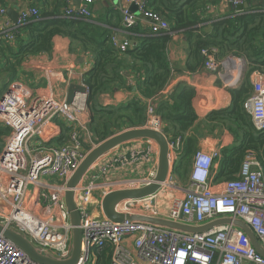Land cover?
<instances>
[{
    "label": "built area",
    "instance_id": "obj_1",
    "mask_svg": "<svg viewBox=\"0 0 264 264\" xmlns=\"http://www.w3.org/2000/svg\"><path fill=\"white\" fill-rule=\"evenodd\" d=\"M90 2L91 0H84ZM249 0H220L207 6V13L236 8L237 14L260 12V8L244 10L239 6ZM263 1V0H262ZM62 15L68 18H89L86 6L75 7L66 0ZM135 7L134 11L130 6ZM248 5V4H247ZM121 26L129 30L143 24L152 34L170 32V23L149 6L148 0H118ZM5 15V8H0ZM36 6L19 9L15 22L4 17L0 36L13 39L26 23L38 19ZM129 39L111 37L119 51L130 46ZM204 67L215 70L216 48H201ZM241 67L244 60L239 57ZM243 71L229 81L237 87ZM75 93L72 101L50 94H34L23 86L9 85L0 97V127L8 128L0 148V224L23 234L41 253L54 258H67L71 252L72 225L65 205L66 180L73 174L94 141L88 130L90 112L86 104L88 87ZM252 91L243 101V109L256 131H264V71H257L251 81ZM55 119L66 121L67 134L62 144L46 142L43 131ZM161 120L152 102H146L144 126L160 130ZM181 139L169 140L170 156H178ZM137 142V141H133ZM147 152L158 154L151 140H144ZM138 145V144H136ZM139 146L133 147V152ZM102 155L74 188L80 214V255L75 264H95L97 253L106 246L111 249V264H264V257L250 243L245 232L232 223L214 226L203 232H184L139 220L111 221L91 212L93 192L138 187L133 180L108 179L119 173L121 153ZM169 156V157H170ZM220 150H196L188 175V184L178 186L182 193L170 194L167 205L156 203L163 186H172L174 160L167 181L155 193L136 199H125L117 211L160 217L186 225L198 226L216 218H238L244 221L264 248V171L252 151L244 155L236 177L215 181L212 167ZM171 160V159H170ZM156 169L148 172L141 185L152 180ZM112 176H114L112 174ZM127 184V187L123 185ZM128 241L130 243L128 244ZM0 264H42L28 257L20 248L0 233Z\"/></svg>",
    "mask_w": 264,
    "mask_h": 264
},
{
    "label": "trees",
    "instance_id": "obj_2",
    "mask_svg": "<svg viewBox=\"0 0 264 264\" xmlns=\"http://www.w3.org/2000/svg\"><path fill=\"white\" fill-rule=\"evenodd\" d=\"M148 1L151 8L168 20L170 32L152 34L138 24L129 30L132 34L143 33L142 40L131 48L119 51L112 45V36L109 34L106 33L105 37L97 39L91 30L94 26L84 18L64 17L62 12L60 17H52L40 12L38 19L22 26L28 33V42L15 54V64H19L27 55L49 51L52 37L55 35L67 36L78 42L80 47L92 51L94 62L90 70L84 74L83 81L88 87L86 96L90 112L88 130L98 143L126 127H139L146 122V103L142 99H131L119 106H102L99 103V96L119 88L123 83L121 70H125L129 62H133L130 68L143 74L138 91L144 97L157 98L172 76L165 57L171 32L182 31L185 34L189 46L187 69L191 72L203 65L204 56L200 53L201 48H216L219 58L226 54L243 56L247 60V65L242 81L237 87L229 89L231 107L208 114L210 118L223 116L240 133L236 136L239 140L238 146L221 152L220 174L223 177L217 174L216 179L235 178L247 151L253 152L264 171V131H256L253 128L250 117L242 106L252 91L249 74L253 70L264 71V9L260 12L225 16L213 22L211 32L198 33L197 25L211 18V13L206 11L207 6L217 4L220 0ZM247 4H251V1L249 0ZM259 4H262V1ZM62 5L65 6L64 1ZM3 70L8 75L14 73L8 67ZM193 95L194 90L191 87L178 84L166 101L156 103L155 113L163 124L166 123L163 132L166 136L172 133L170 141H175V137L184 132L196 119L192 106ZM2 132L7 133L8 128L0 127V134ZM192 148V140L186 138L184 150L179 152L178 160L174 161L172 169L178 181L186 180V166ZM110 255L111 249L106 246L97 253L95 264H111Z\"/></svg>",
    "mask_w": 264,
    "mask_h": 264
},
{
    "label": "crops",
    "instance_id": "obj_3",
    "mask_svg": "<svg viewBox=\"0 0 264 264\" xmlns=\"http://www.w3.org/2000/svg\"><path fill=\"white\" fill-rule=\"evenodd\" d=\"M63 1L66 5V0H0V8H5V15L0 14V24L4 17L13 23L11 17L6 14L7 10L11 9L13 12L18 13L20 8L27 5L36 6L39 9V13L45 12L48 16L60 17L65 7L62 5ZM250 1L251 4H248L247 7L244 6L243 11L249 10L253 6L261 10L264 9V5L259 4L262 0ZM69 3L75 7L86 6L90 10L91 19L84 18V20H87L94 26L91 30L97 39L100 40L103 36L105 37L106 33L112 37L115 36L118 40L127 37L130 41L129 48L142 40L143 33L132 34L131 30L128 31L122 28L121 15L117 9L118 0H91L90 2L69 0ZM208 13H211V18L197 25L198 33L211 32L214 21L225 16L237 14L236 8L232 7L224 11L217 10L214 12L209 11ZM140 25L145 28L143 24ZM27 42L28 33L24 27L20 28L18 35L11 40H6L0 36V97L9 85H15L21 88L23 86L27 91L34 94H50L58 99H66L73 91V88H75V84L80 85L84 80V74L90 70L94 62L92 51L80 47L78 42L72 41L67 36L55 35L52 37L51 49L49 51L36 55H27L21 59L19 64H15V54ZM188 48L185 34L182 31L171 32L165 57L172 76L157 98L144 97L138 91L143 74L130 68L133 62H129L126 69L121 70L123 77L122 85L111 93H104L99 96V103L102 106H119L126 104L131 99L138 98L145 101V103L150 100L153 108H155L158 101H166L169 98L168 96L178 84H186L194 90L192 106L196 119L184 132L175 137V139H181L178 152H183L186 138L187 140L190 138L193 142V148L186 166V180L181 181L183 183L181 187L185 188L188 184L192 157L195 151L199 149L208 153L220 150V157L215 160L212 167V175H215L216 182L224 180L223 178L216 179L217 174H220L221 152L225 149L236 148L239 142L236 136H239L240 133L223 116L210 118L208 114L231 107L232 98L229 89L235 86H231L229 81L236 75L238 69L242 68L243 73L239 78L240 83L247 65V60L243 56L226 54L224 57L219 58L218 54H216L215 59L218 66L215 70H207L203 64L199 69L191 72L187 69L189 61ZM239 57L244 60L243 67H241ZM6 67L9 70H13L14 73L8 75L3 70ZM256 72V70H253L249 74L250 82L254 79ZM164 127H166V123L163 124L161 122L160 130L162 132ZM67 129L65 120L55 119L54 123L49 124L43 131L42 137L46 139V142L62 144L66 138ZM5 134V132L0 134L1 142ZM171 134L167 135L168 140L172 138ZM136 146H139L137 150L139 152L132 151L133 147ZM147 148L149 147L145 148L144 140H138L137 142L130 141L124 143L113 149L111 154L114 151L121 153L125 156V160L122 159L119 163L121 171L119 173L111 172L108 179L117 177V179H130L133 180L131 182H133L134 186H142L141 182L147 177L148 172L156 169L157 166V155L153 152L151 154L150 152L148 153ZM171 153L174 154L172 148L169 151V156ZM169 160L177 161L178 156H170ZM220 176L223 177L221 174ZM173 180L179 182L176 177H173ZM123 187H127V184L123 185ZM101 198L102 195L99 191L93 192L90 208L91 212L97 217L103 216L100 206ZM129 243L130 241H128Z\"/></svg>",
    "mask_w": 264,
    "mask_h": 264
},
{
    "label": "water",
    "instance_id": "obj_4",
    "mask_svg": "<svg viewBox=\"0 0 264 264\" xmlns=\"http://www.w3.org/2000/svg\"><path fill=\"white\" fill-rule=\"evenodd\" d=\"M264 5V0L262 1ZM247 7V4L239 6V8ZM130 10L134 11L135 7L130 6ZM6 14L11 17L12 21L15 22L18 13L13 12L11 9L6 11ZM73 91L66 97V101H72L75 93L84 92V86L75 84ZM138 140H151L158 148L157 154V166L154 177L150 182L142 186L133 188H121L106 192L103 194L100 206L102 215L115 222L122 221L124 219L139 220L142 222L150 223L153 225L175 229L184 232H203L214 226L221 224L232 223L240 227L247 235L250 243L255 250L264 257V248L258 243L254 233L249 226L238 218H216L207 223L194 226L186 225L180 222L169 220L160 217H151L137 214H125L117 211V205L119 202L125 199H136L145 197L155 193L160 189L161 185L167 181L168 175L171 171L172 163L169 160V140L164 132L158 129L139 126L129 127L122 129L114 134L106 137L99 141L93 147H91L85 154L84 158L79 163L73 174L66 180V190L64 193V200L66 208L69 212V220L72 225V237H71V252L67 258H54L47 254L41 253L23 234L13 230L10 227H5L0 224V233L20 248L28 257L42 263V264H75L80 255V238L81 230L79 228L80 214L76 207L74 188L83 179L90 167L99 159L102 155L109 153L113 149L120 145Z\"/></svg>",
    "mask_w": 264,
    "mask_h": 264
},
{
    "label": "rangeland",
    "instance_id": "obj_5",
    "mask_svg": "<svg viewBox=\"0 0 264 264\" xmlns=\"http://www.w3.org/2000/svg\"><path fill=\"white\" fill-rule=\"evenodd\" d=\"M0 143H1V141H0ZM0 146H1V144H0ZM113 153H116V151H114ZM181 181L179 180V182H177L175 180L172 186H165V185L163 187L161 186L163 188V191H162V193H160L159 196H157L156 203L163 205L165 207L167 205V199L170 196V194H175V193L178 194V192L180 194L178 186L183 185V183Z\"/></svg>",
    "mask_w": 264,
    "mask_h": 264
}]
</instances>
